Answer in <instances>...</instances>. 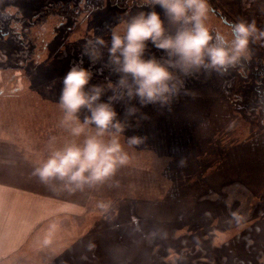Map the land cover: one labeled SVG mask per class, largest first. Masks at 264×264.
Instances as JSON below:
<instances>
[{
	"label": "rangeland",
	"instance_id": "1",
	"mask_svg": "<svg viewBox=\"0 0 264 264\" xmlns=\"http://www.w3.org/2000/svg\"><path fill=\"white\" fill-rule=\"evenodd\" d=\"M141 2L90 9L93 0H0V181L29 196L8 229L10 249L19 236L22 243L0 254V264H264V110L252 74L264 71V0H208L212 32L255 23L245 63L259 72L251 65L188 78V94L170 110L133 101L140 113L123 136L144 143L102 184L70 191L32 174L48 137L66 136L57 127L63 77L82 62L90 84L115 83L104 61L90 63L85 45L109 40V28ZM149 54L163 55L150 44ZM114 107L123 120L125 104ZM52 223L59 227L45 244Z\"/></svg>",
	"mask_w": 264,
	"mask_h": 264
},
{
	"label": "clouds",
	"instance_id": "2",
	"mask_svg": "<svg viewBox=\"0 0 264 264\" xmlns=\"http://www.w3.org/2000/svg\"><path fill=\"white\" fill-rule=\"evenodd\" d=\"M140 8L109 28V40L97 36L85 45L83 54L90 63L104 61L103 68L118 77L115 83L90 84L93 73L82 62L73 64L63 77L57 127L66 136L62 143L58 135L48 137L45 158L37 161L32 173L41 183L60 181L70 191H83L111 179L129 164L128 149L144 143L143 137L123 136L131 127L129 118L140 113L133 101L140 107L170 110L182 91L188 94L186 79L201 73L224 75L250 58L249 42L258 31L255 23L240 20L229 35L212 32L208 0H142ZM149 44L163 55L149 54ZM106 92L111 95L105 102ZM116 103L125 104L123 120ZM140 119L148 117L141 114ZM97 207L106 211L109 205L100 202ZM58 227L49 225L45 244Z\"/></svg>",
	"mask_w": 264,
	"mask_h": 264
},
{
	"label": "crops",
	"instance_id": "3",
	"mask_svg": "<svg viewBox=\"0 0 264 264\" xmlns=\"http://www.w3.org/2000/svg\"><path fill=\"white\" fill-rule=\"evenodd\" d=\"M24 192L20 188L10 187L5 182L0 181V254L2 256L9 255L22 243V236H19L15 239L16 243L17 240L19 243L10 249L12 245L10 247L7 245V237L9 236V226L16 223L17 216H22L21 211L17 207V203L22 202L24 197L29 198Z\"/></svg>",
	"mask_w": 264,
	"mask_h": 264
},
{
	"label": "trees",
	"instance_id": "4",
	"mask_svg": "<svg viewBox=\"0 0 264 264\" xmlns=\"http://www.w3.org/2000/svg\"><path fill=\"white\" fill-rule=\"evenodd\" d=\"M109 1L112 2L113 0H109ZM102 3H103V0H97V1L96 0H93V4L89 8L90 9L99 8V7L102 6ZM72 14L73 13H72L71 10H68L67 8L64 9V15L65 16L66 15L72 16ZM243 62H242V65H238L237 67L238 68L239 67H243V66L244 67H251V65L252 66L254 65L255 66L254 70H256L257 72H259L261 70V66L259 64H255L253 62H251V63L250 62L249 63H245L246 62L245 60ZM252 74H254L255 81L257 83L256 88L259 89V95H260V99H261V102L260 103L262 104V108L264 110V71H263V73L261 71V73L258 76H256V72L255 71H253Z\"/></svg>",
	"mask_w": 264,
	"mask_h": 264
}]
</instances>
